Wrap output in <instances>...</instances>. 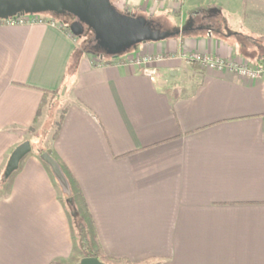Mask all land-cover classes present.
<instances>
[{
    "label": "crops",
    "instance_id": "1",
    "mask_svg": "<svg viewBox=\"0 0 264 264\" xmlns=\"http://www.w3.org/2000/svg\"><path fill=\"white\" fill-rule=\"evenodd\" d=\"M113 1L156 19L177 14L179 24L171 17L168 36L108 60L77 52L59 26L0 21V176L49 100L65 102L46 146L21 159L0 199V264L69 257L77 216L109 256L264 264V74L249 80L189 59L251 62L264 3ZM138 52L163 56L154 79L125 61Z\"/></svg>",
    "mask_w": 264,
    "mask_h": 264
},
{
    "label": "water",
    "instance_id": "2",
    "mask_svg": "<svg viewBox=\"0 0 264 264\" xmlns=\"http://www.w3.org/2000/svg\"><path fill=\"white\" fill-rule=\"evenodd\" d=\"M41 13L74 17L76 21L67 24L70 33L80 38L86 27L91 30L104 53L112 57H117L134 45L158 41L169 35L151 28L144 17L118 11L111 0H0V20ZM30 149L27 140L12 150L3 172L4 179L18 168L19 162ZM78 264L106 263L95 256H84Z\"/></svg>",
    "mask_w": 264,
    "mask_h": 264
},
{
    "label": "rangeland",
    "instance_id": "3",
    "mask_svg": "<svg viewBox=\"0 0 264 264\" xmlns=\"http://www.w3.org/2000/svg\"><path fill=\"white\" fill-rule=\"evenodd\" d=\"M156 1H162V0H156ZM177 0H172V1H165V2H176ZM247 2H250L252 0H245ZM112 4L114 5V1L111 0ZM164 2V1H163ZM258 2H263L264 0H258ZM246 7V6H245ZM242 10H244V7L242 8ZM246 10V8H245ZM120 11V10H119ZM122 13H126L125 11H122ZM179 13V12H178ZM43 16H45V18H49L51 20H53L55 22V26H58V21L61 20L63 21L65 24H69L70 22H72L71 20H73L74 18H55L53 17V15L49 14V13H41ZM165 15V17H161L160 19H158L160 22H164L165 24L163 26H171V21L170 18L171 17H175L174 19L178 18V15L176 14L175 16H173V14L171 15L170 12H167ZM187 14V12H186ZM189 17V14H187L185 16ZM232 24L233 28H240L239 25H236L237 23V19H241L242 16L239 15L238 13L236 14H230L229 16ZM168 19V20H167ZM178 19L176 20L175 25H178ZM233 31H237V29H234ZM241 31V30H240ZM245 33H250V34H255L257 33V30H248V28H244ZM92 33L91 30L87 29V31L85 32V35H83L82 37L78 38L75 37L73 38L75 40V43L77 45L78 48L82 49V45L86 44V42L88 40H92ZM150 42V41H149ZM254 42V41H253ZM255 43V42H254ZM264 44V43H263ZM137 45L132 46L131 48L127 49L125 52H121L119 54L120 57H122L123 55H125V53H129L131 51H133ZM86 48V47H85ZM84 48V50H85ZM94 55V52H93ZM135 55H140L143 56L144 53L143 52H138ZM95 56V55H94ZM93 56V57H94ZM99 59L102 58H98V57H94L95 63L96 62H100ZM244 61V60H241ZM247 63V62H246ZM249 64L252 65L251 62H248ZM56 95V94H55ZM65 107V102L63 100H49L46 108L44 109V111L42 112L40 119L36 122L35 126L33 127V129L31 130V132L29 133L28 136V141L31 147V151H35L38 148L41 147H45L47 141L50 139V136L52 135V133L56 130L57 126H58V121H59V117L61 115V113L63 112V109ZM44 142V145L42 144ZM3 178V176H2ZM12 175H10L9 177L5 178V179H1L0 180V199L2 198H6L9 197L7 196L10 193V187H11V183H12ZM65 199V204L68 207L69 210H73L74 206H73V202H72V198L71 197H64ZM74 213L77 214V211L74 210ZM77 216V215H76ZM80 216V215H79ZM84 226V228H83ZM73 229H74V236H75V244L73 246V250H72V254L69 257H61L59 258H54L56 257L55 254H50V258L51 261L52 260H59L58 262L60 264H74V261L78 262L82 257H84L85 253L87 251H89L88 249L91 250H95V244L93 242L92 239V231H91V226L88 223V221L86 220V218H84V216L81 218L77 216V218H73ZM86 238V241L88 243V249H86L85 247L83 248L81 245V240ZM63 253V249H61V254ZM28 253L26 251H24L23 249H20V261H22V259L27 258ZM43 258L42 255L39 256L38 254L35 255V260H34V264H42L43 263ZM27 261V259H25ZM78 264V263H77Z\"/></svg>",
    "mask_w": 264,
    "mask_h": 264
},
{
    "label": "built area",
    "instance_id": "4",
    "mask_svg": "<svg viewBox=\"0 0 264 264\" xmlns=\"http://www.w3.org/2000/svg\"><path fill=\"white\" fill-rule=\"evenodd\" d=\"M162 1H172V0H162ZM6 24H46L55 26V22L49 18H45L42 14H25L20 16H14L5 20H0ZM160 54H147L144 53L143 56L131 55L125 57V61L134 64L141 73L148 76L150 79H154L157 76L158 70L155 66V62L162 59ZM193 61L199 62L202 66L208 68H216L219 70L229 69L237 73L243 78L249 80L257 79L264 74V67L254 66L249 64L247 61L241 60H228L225 61L221 58H215L213 56L193 54L189 57ZM108 60H112L111 58ZM247 62V63H246Z\"/></svg>",
    "mask_w": 264,
    "mask_h": 264
},
{
    "label": "trees",
    "instance_id": "5",
    "mask_svg": "<svg viewBox=\"0 0 264 264\" xmlns=\"http://www.w3.org/2000/svg\"><path fill=\"white\" fill-rule=\"evenodd\" d=\"M117 9V8H116ZM118 10V9H117ZM119 11V10H118ZM122 12V11H120ZM128 13V12H126ZM138 16H141V17H144L147 19V21L149 22V25L151 28H154L156 30H159L160 32H167V33H170V28H168L167 26H163L165 23L164 22H160L158 19L152 17V16H146V15H143V14H139V13H134ZM55 17V16H53ZM71 18V16H61V18ZM55 18H59V17H55ZM74 18V17H73ZM58 26L66 31L68 34H70L73 38H75L76 36H73L68 27H67V24H65L63 21L59 20L58 22ZM92 33V32H91ZM93 37V35H92ZM260 40V47H258L259 49L257 50V48L255 49V53L253 52H249L251 53L250 55L252 56L251 58V63L252 65L254 66H262L264 67V46H263V43H264V34L260 35L259 38ZM82 49L80 48H76V51L77 52H80V51H84V52H89V53H95L97 55H100L101 57H110L111 59L113 58H118L120 57L119 55L117 57H112V56H107L104 51L99 47V45L97 44V42L94 40V38L92 40H88L86 42V44L82 45ZM86 47V48H85ZM85 48V50H84ZM248 52V51H247ZM197 62V61H196ZM55 92V91H54ZM53 92V93H54ZM46 93H51V92H46ZM56 93V92H55ZM47 98H43L42 99V102H41V106L44 105V103H47ZM40 112V109L38 111V113ZM61 121V116H60V119L58 121V124L60 123ZM1 179H4L2 178V176H0V180ZM84 238V237H83ZM93 242L95 243V250H91V249H88V243L86 241V238L82 239L81 240V243H82V247L88 249L89 251H87L85 253L84 256H95L97 257L99 260H101L102 262H105L106 264H158L159 263V260L157 259H152V258H147V259H142V260H138V261H132L128 258H125V257H113V256H109V255H106L104 254L101 249H100V246H99V242L97 239H94L93 238ZM50 264H60L58 261H51Z\"/></svg>",
    "mask_w": 264,
    "mask_h": 264
},
{
    "label": "flooded vegetation",
    "instance_id": "6",
    "mask_svg": "<svg viewBox=\"0 0 264 264\" xmlns=\"http://www.w3.org/2000/svg\"><path fill=\"white\" fill-rule=\"evenodd\" d=\"M71 21H76V19L74 18L73 20H71ZM87 31V28L86 27H84V33H83V35H85V32ZM82 35V36H83Z\"/></svg>",
    "mask_w": 264,
    "mask_h": 264
}]
</instances>
